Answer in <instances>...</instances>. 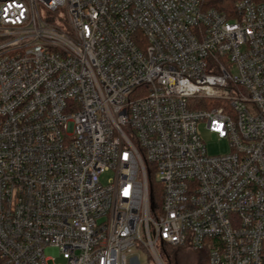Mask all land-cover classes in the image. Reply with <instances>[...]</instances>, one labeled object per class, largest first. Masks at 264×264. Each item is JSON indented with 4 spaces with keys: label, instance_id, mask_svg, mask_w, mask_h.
Here are the masks:
<instances>
[{
    "label": "built area",
    "instance_id": "built-area-1",
    "mask_svg": "<svg viewBox=\"0 0 264 264\" xmlns=\"http://www.w3.org/2000/svg\"><path fill=\"white\" fill-rule=\"evenodd\" d=\"M166 247L264 264V0H0V260Z\"/></svg>",
    "mask_w": 264,
    "mask_h": 264
},
{
    "label": "rangeland",
    "instance_id": "rangeland-1",
    "mask_svg": "<svg viewBox=\"0 0 264 264\" xmlns=\"http://www.w3.org/2000/svg\"><path fill=\"white\" fill-rule=\"evenodd\" d=\"M234 76H237V72H233ZM200 133L202 135L204 143L207 145L208 154L212 156L225 155L230 153V147L227 140H219L217 137L209 134L204 128L200 127ZM114 178L112 171L105 172L100 176L102 184L106 185L110 180ZM165 254L163 256L166 264H197L198 255L195 252L187 250H177L174 248H165ZM54 259L49 261L48 264H61L64 262L62 257L54 256ZM132 259L130 264H158L151 256L148 258L146 254L141 252H135L130 256ZM138 259V261H137ZM149 260V262H148Z\"/></svg>",
    "mask_w": 264,
    "mask_h": 264
},
{
    "label": "trees",
    "instance_id": "trees-1",
    "mask_svg": "<svg viewBox=\"0 0 264 264\" xmlns=\"http://www.w3.org/2000/svg\"><path fill=\"white\" fill-rule=\"evenodd\" d=\"M238 1L240 0H204V7L206 10H214L230 17L234 14V8ZM255 1H263V0H255ZM159 189L161 190V186L152 177L151 197H152L153 206H156V204L161 202V191L159 192ZM195 254H197L199 257L197 264H209L208 254L206 252L195 253ZM0 264H3L1 260H0Z\"/></svg>",
    "mask_w": 264,
    "mask_h": 264
}]
</instances>
